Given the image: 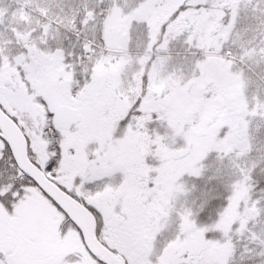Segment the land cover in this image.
Returning <instances> with one entry per match:
<instances>
[{"label": "snow or ice", "instance_id": "snow-or-ice-1", "mask_svg": "<svg viewBox=\"0 0 264 264\" xmlns=\"http://www.w3.org/2000/svg\"><path fill=\"white\" fill-rule=\"evenodd\" d=\"M243 3L96 0L80 27L102 17L100 31L78 53L25 47L31 71L0 53V73L14 66L22 85L13 95L0 80V264H234L245 239L264 255V233L254 231L264 218V195L254 196L264 194V164L240 166L253 155L249 125L264 120V99L248 103L244 72H233L225 51ZM137 24L147 44L133 58ZM177 44L185 60L196 57L191 82L179 87L164 75ZM70 57L89 63L84 75L69 73ZM126 76L139 85L127 102ZM255 86L264 89V75ZM212 156L239 179L199 210L179 206L189 196L183 180L201 181Z\"/></svg>", "mask_w": 264, "mask_h": 264}, {"label": "rangeland", "instance_id": "rangeland-1", "mask_svg": "<svg viewBox=\"0 0 264 264\" xmlns=\"http://www.w3.org/2000/svg\"><path fill=\"white\" fill-rule=\"evenodd\" d=\"M246 3H249V0H244L242 5ZM251 3L252 0L249 4ZM86 7H96V0H0V22H2V25H0V53L6 58H11L17 64H23L28 71H31L32 65L24 63L28 58L24 51L25 47L31 49L33 53L42 52L44 54L50 53L57 48H62L65 55L68 56L72 45L80 46L83 40L95 39L100 31L102 21L100 22L99 19H103L102 17L97 18L95 25L90 24L87 28L81 29L80 25L83 22L84 9ZM213 14L208 13L205 16ZM262 15L256 20L258 23L253 20L255 26L252 25L254 22L247 24V26L252 29L260 28V25L264 23V14ZM225 20L228 22L227 17H225ZM109 27L111 29L113 25L110 23ZM213 28L222 34L218 22L213 21ZM260 32L259 36L255 38V46L251 44L255 54L249 62L240 56V50L226 49L228 46L225 45V51L230 50L232 53L229 62L233 64V72L239 73L241 70L244 72L245 79L249 84L247 97L250 105L255 103L253 100L254 96L259 94L261 98L262 96L264 97V89L258 91L255 86L257 74L264 75V57L260 53V50L264 49V29H261ZM77 35L80 36V40H77ZM132 35L131 54L133 58L143 56L147 44L145 27L139 24L133 25ZM231 37L229 41H232ZM176 52L180 53L178 57L175 55ZM97 55L102 57L103 51H98ZM185 55L183 45H174V58L164 72L166 77L169 73L176 75V87H179L181 81L190 83L195 73L194 62L196 57L188 56V59L185 60ZM70 61L68 65L69 73L75 68L78 74L84 75L85 69L89 67L88 62H77L71 57ZM49 71L50 68H45L42 72L41 80L39 81L40 85L47 82ZM134 71L135 66L130 67L129 73ZM13 76H15V79ZM0 80L3 81V85H7L4 90L9 94L14 95L13 90L18 91V86H22L14 66L9 67L6 65L2 73H0ZM133 80H135V77L130 80L126 76L124 79L121 95L124 96L125 102L128 100V94H138L139 92V85L136 83L134 86ZM187 86L188 84L186 83L185 87ZM256 122L263 124L264 120H252L250 126L256 125ZM170 143H175V140H170ZM186 198L182 197L180 199L179 206L184 207Z\"/></svg>", "mask_w": 264, "mask_h": 264}, {"label": "trees", "instance_id": "trees-1", "mask_svg": "<svg viewBox=\"0 0 264 264\" xmlns=\"http://www.w3.org/2000/svg\"><path fill=\"white\" fill-rule=\"evenodd\" d=\"M247 1V0H245ZM121 7L123 6L124 0H119ZM250 3V2H249ZM246 3L241 5L240 18L236 24L235 30L231 34L232 41H229L226 45L230 50H249L253 49L251 44L256 43V37L261 33V29L264 23H260V28L252 29L247 26L249 23L257 22L256 20L262 17L264 14V0H252V3ZM110 6V5H109ZM101 22L102 19H99ZM255 22L252 24L255 26ZM226 24L227 21L225 20ZM258 23V22H257ZM263 25V26H262ZM97 30V29H96ZM245 47V48H243ZM80 50L79 45H72L70 54L78 53ZM245 55L247 58L245 61H251L253 54L246 51ZM262 99L264 97L262 96ZM257 123V122H256ZM264 130V123H257L256 125H249V135L252 139V146L254 149L253 155L248 157L246 160L240 161L241 167L252 168L253 164H264V136L257 137V127ZM252 130H254L252 132ZM205 175L201 181H195L192 178L186 177L183 180V185L189 192V196L184 201V207L188 210H199L201 206H206L213 197L226 193L231 190V184L233 181L239 179L235 168L229 164H221L215 156L210 157L204 164ZM258 176L264 177V169L258 172ZM195 185V188L193 187ZM264 194L254 193V196H261ZM212 221L208 220L210 224ZM257 233H264V218L261 219L259 224L254 228ZM214 238L219 239L218 236ZM234 239H239L234 237ZM237 256L234 264H264V255L260 254L259 245H253L251 241L245 239L243 244H237Z\"/></svg>", "mask_w": 264, "mask_h": 264}]
</instances>
